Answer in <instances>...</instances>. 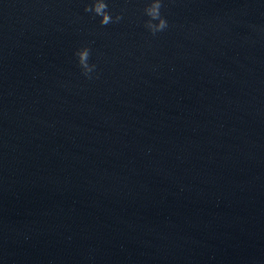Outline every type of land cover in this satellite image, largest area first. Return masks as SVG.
<instances>
[{
    "label": "water",
    "instance_id": "95a60500",
    "mask_svg": "<svg viewBox=\"0 0 264 264\" xmlns=\"http://www.w3.org/2000/svg\"><path fill=\"white\" fill-rule=\"evenodd\" d=\"M105 2L0 0V264H264V0Z\"/></svg>",
    "mask_w": 264,
    "mask_h": 264
},
{
    "label": "clouds",
    "instance_id": "9594fccd",
    "mask_svg": "<svg viewBox=\"0 0 264 264\" xmlns=\"http://www.w3.org/2000/svg\"><path fill=\"white\" fill-rule=\"evenodd\" d=\"M162 0H148L144 8V13L149 19L145 22V27L155 35L168 27L167 20L161 15ZM85 12H91L100 17L99 23L101 25H108L112 22H118L121 19L119 14L115 17L109 14L108 5L105 0H92V3L85 4ZM78 64L83 69L84 76L90 78V73L93 72L95 65L89 64L90 49L88 47H81L75 51Z\"/></svg>",
    "mask_w": 264,
    "mask_h": 264
}]
</instances>
